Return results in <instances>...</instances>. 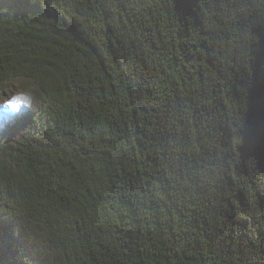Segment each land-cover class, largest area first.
Masks as SVG:
<instances>
[{
  "label": "trees",
  "instance_id": "16d2710c",
  "mask_svg": "<svg viewBox=\"0 0 264 264\" xmlns=\"http://www.w3.org/2000/svg\"><path fill=\"white\" fill-rule=\"evenodd\" d=\"M0 264H264V0H0Z\"/></svg>",
  "mask_w": 264,
  "mask_h": 264
},
{
  "label": "rangeland",
  "instance_id": "374dc122",
  "mask_svg": "<svg viewBox=\"0 0 264 264\" xmlns=\"http://www.w3.org/2000/svg\"><path fill=\"white\" fill-rule=\"evenodd\" d=\"M20 97L26 100L27 103H22L13 109L8 107V101L14 100ZM31 102V87L27 84H20L19 80L9 81L3 90L0 91V139L6 135L7 127L5 119H14L21 113L28 111ZM31 233L33 234V247L37 251V254L44 263H49L52 258V254L49 252L46 240L44 239L43 230L35 226Z\"/></svg>",
  "mask_w": 264,
  "mask_h": 264
},
{
  "label": "snow or ice",
  "instance_id": "6c2138e0",
  "mask_svg": "<svg viewBox=\"0 0 264 264\" xmlns=\"http://www.w3.org/2000/svg\"><path fill=\"white\" fill-rule=\"evenodd\" d=\"M22 103H27V101L21 99L20 97H17V98H15L14 100H10V101H8L7 106H8V107H11V108H13V109H15V108H17V106H18L19 104H22Z\"/></svg>",
  "mask_w": 264,
  "mask_h": 264
}]
</instances>
